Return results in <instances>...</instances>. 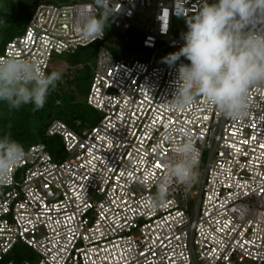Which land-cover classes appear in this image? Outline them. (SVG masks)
Instances as JSON below:
<instances>
[{"label": "built area", "instance_id": "1", "mask_svg": "<svg viewBox=\"0 0 264 264\" xmlns=\"http://www.w3.org/2000/svg\"><path fill=\"white\" fill-rule=\"evenodd\" d=\"M201 4L108 0L109 27L95 41L79 23L85 13H101L94 0L42 4L7 44L0 58H27L46 72L55 57L99 45L87 104L102 119L85 127L78 121V130L54 121L47 137L61 141L66 157L32 146L0 181V264L21 246L34 255L20 264H264V85L250 90L243 119L224 116L202 97L183 111L167 105L181 63L157 57L183 47L175 22ZM112 28L140 34L143 50L154 55L117 60L107 45ZM186 135L200 154L197 174L208 156L193 215L188 202L197 179L190 186L173 181L158 207L150 199L159 178L167 179L172 145Z\"/></svg>", "mask_w": 264, "mask_h": 264}, {"label": "clouds", "instance_id": "2", "mask_svg": "<svg viewBox=\"0 0 264 264\" xmlns=\"http://www.w3.org/2000/svg\"><path fill=\"white\" fill-rule=\"evenodd\" d=\"M99 15L85 13L80 17L82 35L101 39L109 27L108 0H94ZM184 45L165 57L175 64L184 57L178 69L176 92L167 105L183 111L202 97L224 116L238 120L247 116L250 90L264 85V0H202L197 13L187 20ZM62 78L60 70L48 73L35 61L16 57L0 58V102L9 110L33 105L42 109L51 91ZM172 158L166 165L150 197L152 206L164 204L172 182L190 186L197 179L199 151L190 138L177 140L171 148ZM26 158L22 144L7 132L0 134V181Z\"/></svg>", "mask_w": 264, "mask_h": 264}, {"label": "trees", "instance_id": "3", "mask_svg": "<svg viewBox=\"0 0 264 264\" xmlns=\"http://www.w3.org/2000/svg\"><path fill=\"white\" fill-rule=\"evenodd\" d=\"M63 1L65 0H20L18 4H14L12 0H7L0 4V56L10 41L24 33L32 15L40 5H60ZM68 2L66 5L74 4L76 0ZM136 34L140 38V43L134 45L133 57L143 50L142 36ZM99 48V45H94L81 48L74 54L57 56L61 60L59 63L67 66V75L62 73L61 80L57 82L55 90L51 91L42 109L34 111L33 105H25L19 110H9L5 103L0 102V134L9 133L12 139L24 146L25 150L35 145L45 144L58 158L57 151L62 143L58 138H48L47 130L54 121H62L71 127H74L78 121L83 123V127L92 124L90 118L94 110L88 106L87 99ZM57 57L54 58V63H58ZM55 67L56 64L52 63V68L48 73L57 70ZM73 88L82 100L78 101L72 97L70 102L66 103L63 92L68 89L71 92ZM22 247L15 250L10 257H6L1 264H7L10 261L18 264L25 262L27 257L20 254Z\"/></svg>", "mask_w": 264, "mask_h": 264}, {"label": "rangeland", "instance_id": "4", "mask_svg": "<svg viewBox=\"0 0 264 264\" xmlns=\"http://www.w3.org/2000/svg\"><path fill=\"white\" fill-rule=\"evenodd\" d=\"M19 1L20 0H12V3L18 4ZM68 1H70V0H68ZM68 1L65 0V1L61 2L60 5L61 4L66 5L67 3H69ZM88 1H92V0H76V3L77 2L78 3L79 2H88ZM76 3H74V4H76ZM1 4H3V3H1ZM56 5H58V4H56ZM147 15H148L149 20H153L155 13L154 12H148ZM190 19H177L176 20L175 28H174V35L176 37L183 38V34L185 32H187V30H188L187 29V20H190ZM140 24L143 26V25H145V22H140ZM128 40H130V42ZM139 43H140V38L134 32H130V33L126 34L125 36H123V35H120L113 28L110 29V40H108L107 45L110 47L114 57L119 61L132 59L133 55L135 54V52L133 51L134 45H136V44L138 45ZM175 52H178V51H174V50H163V51H161L157 57V62H165L164 58L169 56V54H172ZM138 55L149 59V57L151 58L154 54H149L148 52H146L144 50H140L138 52ZM59 60L60 59L57 57L56 61L58 63H54L55 62L54 61L53 65L56 64L55 69L60 70L66 76L67 75V66L64 63H59ZM176 62H178V63H190V61L186 60L184 57H181L180 60H178ZM77 93L78 92H75L74 88H73V90H71V92L69 89L64 90L63 94L66 97V99H65L66 103L70 102L72 97H75L78 101H81L82 99L79 98V96H78L79 93L78 94ZM101 119H102V115H100L97 111H93L92 117L90 118V121L92 123L91 126L98 124ZM73 128L78 130L77 125H75ZM50 152L52 153V151H50ZM57 152H58V157H60V159H64L66 157V155L63 152L62 145L59 147V151H57ZM52 155H53V153H52ZM53 157L55 158V160H59V158H57V156L53 155ZM207 165H208V156L206 155L204 162L201 166V169L198 170L197 181H196L195 187L192 191V194L189 197L188 207H189L190 214H192V215L196 212L197 206H198L199 201L201 199L202 188H203V184H204V180H205ZM20 250H21L20 254L27 257V258H32L31 256L34 255L33 252L26 247H22Z\"/></svg>", "mask_w": 264, "mask_h": 264}]
</instances>
